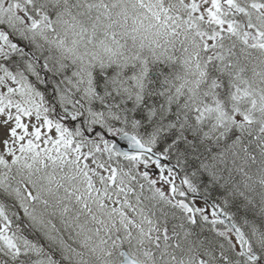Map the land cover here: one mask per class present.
I'll return each instance as SVG.
<instances>
[{
  "label": "snow or ice",
  "instance_id": "obj_1",
  "mask_svg": "<svg viewBox=\"0 0 264 264\" xmlns=\"http://www.w3.org/2000/svg\"><path fill=\"white\" fill-rule=\"evenodd\" d=\"M0 264H264V0H0Z\"/></svg>",
  "mask_w": 264,
  "mask_h": 264
}]
</instances>
